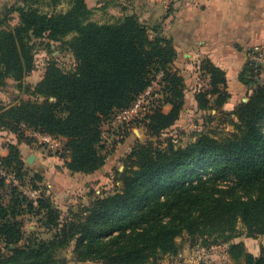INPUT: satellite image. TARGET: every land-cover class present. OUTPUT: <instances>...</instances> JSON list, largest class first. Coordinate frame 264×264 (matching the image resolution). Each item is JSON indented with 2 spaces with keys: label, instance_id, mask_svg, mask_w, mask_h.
<instances>
[{
  "label": "trees",
  "instance_id": "trees-1",
  "mask_svg": "<svg viewBox=\"0 0 264 264\" xmlns=\"http://www.w3.org/2000/svg\"><path fill=\"white\" fill-rule=\"evenodd\" d=\"M59 1L52 0L51 7ZM39 2L20 0L0 11V89L19 85L25 93L16 105H0V129L27 145L34 143L30 132L65 139L56 153L65 169L93 175L108 157L104 124L153 89L157 98L149 112L133 121L157 142L132 147L114 192L96 195L89 206L67 214L41 191L40 174L31 178V187L40 192L37 206L0 179V264H66L61 255L69 249L77 264H156L160 257L177 256V239L184 234L205 245L222 241L234 264H264L263 251L255 257L243 242H233L241 236L240 225L247 238L264 237V85L255 70L248 64L241 76L254 88L248 102L223 115L237 119H231V134L218 139L202 133L177 146L171 138L161 140L185 107L186 84L174 70L173 40L137 15L93 22L86 0H71L70 9L59 14L41 13ZM70 35L76 71L67 74L49 63L36 86H24L35 70L36 41L58 43ZM200 69L210 81L196 95L198 108L219 111L230 99L226 75L209 60ZM7 149L0 166L24 187L27 164L17 146ZM26 217L38 219L50 238L35 231L26 235Z\"/></svg>",
  "mask_w": 264,
  "mask_h": 264
},
{
  "label": "rangeland",
  "instance_id": "rangeland-1",
  "mask_svg": "<svg viewBox=\"0 0 264 264\" xmlns=\"http://www.w3.org/2000/svg\"><path fill=\"white\" fill-rule=\"evenodd\" d=\"M17 1L20 0H0V11L8 5L16 4ZM86 2L91 12L90 20L93 22L99 24L117 23L126 16L137 15L149 29L159 27L161 35L169 38L163 31L164 14L162 8L154 12V6L148 0H86ZM50 4H52V0H40L35 7L39 8L41 13H66L71 7V0H60L55 8L51 7ZM151 13L152 16L150 17ZM74 37L70 35L58 43L49 42L46 39L36 41L33 51L35 70L27 77L24 86L29 88L36 86L43 79L49 63H55L67 74L74 73L77 69V63L69 48V44L73 42ZM152 37L154 38L155 35L152 34ZM21 89L19 85L12 84L8 86L7 90L0 89V105L18 104L25 96L24 91ZM156 89L158 90L159 88L157 87ZM153 92V89H151L140 98L131 110L132 113L127 120L120 118V113L111 122L104 124V154L108 157L103 178L96 177V179H90V181H80L77 177L57 168L58 170L55 169L52 173L55 176L54 183H51L54 187L52 185H50L52 188L47 187L48 181L38 184L41 191L47 196H51L54 204L64 214H67L69 210L76 211L81 206H89L96 195L98 196L104 192H114L119 186L117 184V174L125 169V162L132 147L137 143L157 142L156 138L151 139L145 130L142 127H138L137 122L133 121L135 118L143 119L149 112L151 104L157 98L153 96ZM134 130L137 133H134ZM232 132L233 127L230 118L220 117L209 121L206 116L190 113L183 121L182 126L169 129L161 136V140L164 141L167 138H171L177 146H186L202 133L223 139ZM138 134L140 139L137 138ZM28 136L29 139L32 138L34 140L36 149L42 150L45 154L57 153L49 150L47 146L43 145L39 140L36 141L31 135ZM3 138L7 139L8 137ZM59 154H61V151H59ZM26 168L28 180L25 181V186L20 189L22 192L26 189H33L31 187V178H33L34 172L29 165ZM33 169L35 170V168ZM24 220L26 235L35 231L40 232L44 239L50 238V235H47L46 231L38 224V219L26 217ZM238 233L241 236L233 242H242V240L248 239L247 242L250 247L247 250L251 248V250H256L258 256L261 255L262 251L264 252V237L247 238L246 231L241 225ZM212 242L213 240L210 239L205 245L200 237H191L184 234L177 239V244L180 247L177 256L160 257L156 264H234L227 256L225 244L222 241H218V245H210ZM0 248L2 249L1 245ZM61 256L67 260L66 264H77L72 261V249H69Z\"/></svg>",
  "mask_w": 264,
  "mask_h": 264
},
{
  "label": "crops",
  "instance_id": "crops-1",
  "mask_svg": "<svg viewBox=\"0 0 264 264\" xmlns=\"http://www.w3.org/2000/svg\"><path fill=\"white\" fill-rule=\"evenodd\" d=\"M148 2L154 6V12L162 8L164 34L172 38L178 53L174 70L179 72L186 84L185 107L174 127L182 126L190 113L212 115L219 119L225 113H233L240 104L247 103L254 88L251 85L246 86L241 81V76L248 65L251 51L256 48L264 49V0H148ZM204 60H209L226 75L230 99L219 111L215 109L201 111L198 108L196 95L208 89L210 81L209 76L200 71ZM211 101L213 105V100ZM170 110L171 107H166L165 113H169ZM231 119L237 121L235 117ZM134 133L137 132L134 130ZM137 136L140 139L139 134ZM34 139L38 141L37 138ZM55 140L59 143L61 151L66 140ZM9 145L19 148L22 160L35 174H40L44 182L48 181L47 187H51L50 185L54 187L51 184L54 183L55 177L52 173L57 168L72 175L65 169L64 160L56 153L45 154L42 150L36 149L35 143L32 145L20 143L15 135L0 129L1 158L8 156ZM32 157L33 162L29 164L28 161ZM105 166L93 175L73 176L80 181L103 178ZM247 240L242 242L248 249L250 246ZM251 249L248 252L259 257L257 251Z\"/></svg>",
  "mask_w": 264,
  "mask_h": 264
},
{
  "label": "built area",
  "instance_id": "built-area-1",
  "mask_svg": "<svg viewBox=\"0 0 264 264\" xmlns=\"http://www.w3.org/2000/svg\"><path fill=\"white\" fill-rule=\"evenodd\" d=\"M248 64L255 70V73L258 74V77L261 80V84L264 85V49L263 48H256L251 51L248 59ZM132 110V109H131ZM131 110L121 113L120 118L127 120L129 116L131 115ZM32 137L37 138L41 143L48 147L49 150L52 151H59V143L52 137L47 135H40L34 132H30ZM0 179H4L8 183H13L20 189L23 187L18 184L15 177L2 168L0 166ZM23 193L26 197H28L34 204V206H37V202L40 199V192L33 189H26L23 190Z\"/></svg>",
  "mask_w": 264,
  "mask_h": 264
},
{
  "label": "water",
  "instance_id": "water-1",
  "mask_svg": "<svg viewBox=\"0 0 264 264\" xmlns=\"http://www.w3.org/2000/svg\"><path fill=\"white\" fill-rule=\"evenodd\" d=\"M33 162V157L28 161L29 164H32ZM13 248V247H12Z\"/></svg>",
  "mask_w": 264,
  "mask_h": 264
}]
</instances>
